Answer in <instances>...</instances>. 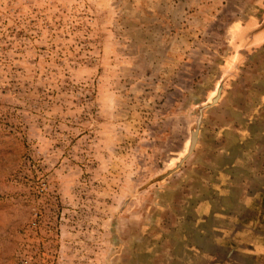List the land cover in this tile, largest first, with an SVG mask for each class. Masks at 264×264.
Here are the masks:
<instances>
[{
	"label": "rangeland",
	"instance_id": "obj_1",
	"mask_svg": "<svg viewBox=\"0 0 264 264\" xmlns=\"http://www.w3.org/2000/svg\"><path fill=\"white\" fill-rule=\"evenodd\" d=\"M263 16L264 0H0V264L211 262L192 226L254 133L264 46L237 49Z\"/></svg>",
	"mask_w": 264,
	"mask_h": 264
},
{
	"label": "flooded vegetation",
	"instance_id": "obj_2",
	"mask_svg": "<svg viewBox=\"0 0 264 264\" xmlns=\"http://www.w3.org/2000/svg\"><path fill=\"white\" fill-rule=\"evenodd\" d=\"M255 18L258 17L251 19ZM262 98L264 104V96ZM262 103L260 107L254 108V133L244 134L235 148L227 151L225 156L221 155L225 171L220 172L215 187L209 186V194L219 195V203L215 204L211 197L199 208L202 214L200 218L193 222L192 231L201 242L199 241L200 248L194 245L192 249L199 253L202 249L209 252L206 253L211 261L208 264H264L261 258L264 237H260L264 235V225L261 224L264 220V199L261 198L264 195V172H259V160L253 157L255 146L259 145L258 141H262L260 135L264 136V128L259 122L264 118V112H259L260 108L264 109ZM261 129L263 133L260 132ZM234 161L238 166L227 170L229 163ZM200 225H204V228H199L202 232L198 238L197 228ZM244 231L250 233L244 235ZM244 237L251 242H244ZM214 254L220 256L213 257Z\"/></svg>",
	"mask_w": 264,
	"mask_h": 264
},
{
	"label": "crops",
	"instance_id": "obj_3",
	"mask_svg": "<svg viewBox=\"0 0 264 264\" xmlns=\"http://www.w3.org/2000/svg\"><path fill=\"white\" fill-rule=\"evenodd\" d=\"M262 21H264V16L260 17V18L250 19V20L246 21L244 24H242V27H243L242 35H243V37L246 36L247 40H246L245 44H242L244 46L237 51L238 55L240 52H245V51L251 50V49H258L259 47L264 46V27L261 30V32H259L257 34L253 33L254 28L258 24H260ZM242 45H239V47H241ZM250 46H251V49H250ZM247 47H249V48H247ZM259 112H264V109L260 108ZM259 114H261V113H259ZM259 122H260V125H262L264 128V118L262 120H260ZM260 138L262 139V141H258L259 145L255 146L253 157L259 160V165H260V171L259 172H264V142H263L264 136L260 135ZM263 193H264V191H263ZM261 198L264 199V195H262ZM262 204L264 205V203H262ZM261 224L264 225V220H262ZM248 230L251 231L249 228H248ZM252 230H254V229H252ZM249 231H244V235L250 233ZM247 237H249V236H247ZM260 237H264V235H262ZM253 240H254V238L252 239V241ZM243 241L247 242L248 244L251 242L250 240L246 241L245 237L243 238ZM261 255H263L261 257L262 263H263L264 262V246H261Z\"/></svg>",
	"mask_w": 264,
	"mask_h": 264
},
{
	"label": "water",
	"instance_id": "obj_4",
	"mask_svg": "<svg viewBox=\"0 0 264 264\" xmlns=\"http://www.w3.org/2000/svg\"><path fill=\"white\" fill-rule=\"evenodd\" d=\"M263 27H264V21H262L260 24H258V25L254 28L253 33H254V34H257V33L261 32V30L263 29ZM243 46H244V45H242L241 47H239V48L237 49V51H238L239 49H241ZM247 48H249V47H247ZM250 49H251V46H250ZM251 50H255V49H251ZM251 50H247V51H245V52H248V51H251ZM239 55L242 56V52H240ZM196 141H197V133L195 132V133L193 134V138H192V142H191L190 150H192V149L194 148V146H195V144H196Z\"/></svg>",
	"mask_w": 264,
	"mask_h": 264
}]
</instances>
